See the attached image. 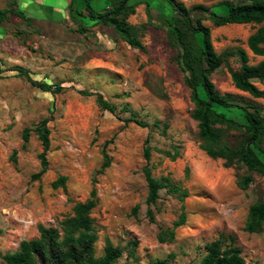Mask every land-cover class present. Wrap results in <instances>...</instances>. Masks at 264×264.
Instances as JSON below:
<instances>
[{
  "label": "rangeland",
  "instance_id": "rangeland-1",
  "mask_svg": "<svg viewBox=\"0 0 264 264\" xmlns=\"http://www.w3.org/2000/svg\"><path fill=\"white\" fill-rule=\"evenodd\" d=\"M68 1L62 12L65 5L60 0H44L43 6L39 0H0V9H18L29 18L27 22L10 16L0 24V264L23 240L37 239L40 226L62 233L61 224L73 215L74 206L89 199L95 202L90 212L97 237L95 256L103 254L109 241L124 249L114 264L158 259L200 264L205 245L221 235L223 249L239 247L246 264H264V224L259 233L243 230L250 206L264 201V176L244 167L225 168L223 160H213L199 148L191 93L176 63L177 48L167 36L170 4L130 0L136 11L127 23L144 46L140 50L111 28L91 21L86 0ZM176 1L187 8L203 7L193 12V21L204 18L213 47L224 59L211 75L216 90L236 104L264 109L263 99L235 89L230 78V70L241 66L239 50L246 52L249 64L262 60L246 43L261 25L214 27L209 19L210 13L226 15L228 3L249 0ZM109 4L90 1L99 13ZM79 25L86 28L84 33L74 31ZM15 67L52 90L62 89L44 92L17 76L11 70ZM254 83L264 90V83ZM80 90L101 94L115 106V114L103 111L96 95L83 96ZM232 116L242 121L239 110ZM131 118L147 127L124 122ZM44 121L49 131L47 150L35 130ZM25 130L29 131L26 142ZM238 135L231 132L228 142L233 144ZM175 152L171 160L167 155ZM145 167L155 179L168 178L180 191L161 189L156 202L147 205ZM245 176L252 181L243 190L239 181ZM60 177L66 181L55 188L53 183ZM183 192L187 196L182 200ZM181 219L183 224L174 227Z\"/></svg>",
  "mask_w": 264,
  "mask_h": 264
},
{
  "label": "trees",
  "instance_id": "trees-1",
  "mask_svg": "<svg viewBox=\"0 0 264 264\" xmlns=\"http://www.w3.org/2000/svg\"><path fill=\"white\" fill-rule=\"evenodd\" d=\"M86 16L91 21L111 28L112 32L120 37L131 47L144 50L142 43L130 33L131 26L127 23L130 16L135 14L136 6L130 4V0H107L109 7L103 13L96 12L90 5L91 0H86ZM171 6V16L166 20L167 36L169 42L177 48L176 63L182 73L184 82L191 93L193 109L191 117L197 123L199 148L211 159H221L225 168L244 167L248 172L258 173L264 176V109L251 104L239 105L220 94L213 82L211 75L218 70L224 59L218 55L213 47L210 28L203 25L204 18H196L193 21L192 14L203 7L187 8L176 0H166ZM226 15L209 14L214 27H223L234 24L261 25L247 38V47L250 52L261 57L257 64H249V58L244 50H239L240 69L230 70V78L235 89L246 93L253 98L264 100V90L255 85V81L264 83V0H249L246 3H228ZM83 16L82 12H77ZM10 16L29 21L23 11L16 9H0V24L8 21ZM84 33L86 28L78 26L74 30ZM200 38V42H199ZM230 53H227L229 55ZM17 72V76L24 77L34 86L44 92L59 93L62 87L56 86L53 90L46 83L33 81L28 72L20 67L11 69ZM83 96L96 95L98 106L103 111L115 114V106L105 100L101 94L80 90ZM222 111H221V110ZM239 110L242 113V121L234 118L232 112ZM229 115H226V114ZM134 118V117H132ZM125 119L124 122H133L141 128L147 124L136 119ZM46 122H42L35 130L44 150L49 146V131ZM28 130L23 133V141H28ZM231 132H238V137L233 144L228 142L227 136ZM145 159H148V150H145ZM174 155H167L174 160ZM41 163L45 166L44 154L40 155ZM108 161L103 165L106 167ZM147 183L148 193L146 204L153 205L159 197V190L170 187L169 192H179L180 187L170 183V179H155L148 167L143 168ZM38 176V175H36ZM34 176V177H36ZM66 177H60L53 183L56 188L63 185ZM164 181V182H162ZM252 181L251 176H245L239 181V187L246 189ZM94 195V191L91 193ZM181 199L187 196L182 193ZM95 202L89 199L86 202L77 203L73 208V215L66 217L62 222V233L54 228L39 227V237L32 240H23L18 250L8 253L3 257L4 264H114L123 255L124 249L114 246L106 241L103 254L96 257L94 243L97 240L90 218V212ZM138 206L133 208L135 213ZM149 221H153V213L147 210ZM183 218V217H182ZM183 224L181 221L174 223V227ZM264 224V201L250 206L248 217L243 230L247 233L261 232ZM170 236L174 231H170ZM222 235L205 245L206 254L200 264H246L242 250L236 246L222 247ZM231 239V238H230ZM232 240V239H231ZM160 241L165 239L160 237ZM136 245L135 243L133 244ZM148 264H170L166 259H158Z\"/></svg>",
  "mask_w": 264,
  "mask_h": 264
},
{
  "label": "crops",
  "instance_id": "crops-1",
  "mask_svg": "<svg viewBox=\"0 0 264 264\" xmlns=\"http://www.w3.org/2000/svg\"><path fill=\"white\" fill-rule=\"evenodd\" d=\"M43 2H44V0H39V4H40L41 6H43ZM60 2L64 3V5H65V6H62V7H64V9H63V8H62V9L60 8V11L65 12V8H66L67 6H69L70 1H68V0H60ZM107 8H108V7H107ZM107 8H106V9H107ZM57 11H59V10L57 9ZM63 15H65V14L63 13V14L59 15L58 18L63 17Z\"/></svg>",
  "mask_w": 264,
  "mask_h": 264
}]
</instances>
